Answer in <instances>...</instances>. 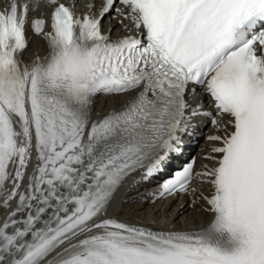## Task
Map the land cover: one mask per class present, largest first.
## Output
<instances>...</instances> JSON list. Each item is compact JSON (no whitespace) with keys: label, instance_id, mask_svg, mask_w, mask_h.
Here are the masks:
<instances>
[{"label":"snow or ice","instance_id":"6c2138e0","mask_svg":"<svg viewBox=\"0 0 264 264\" xmlns=\"http://www.w3.org/2000/svg\"><path fill=\"white\" fill-rule=\"evenodd\" d=\"M118 2L142 38L102 31L117 0L96 16L59 0L0 10V209L16 200L0 219V264H52L62 246L60 264H264V0ZM30 7L52 9L51 31L43 18L30 25L49 55L24 64ZM99 94L131 98L93 120ZM201 94L220 133L208 137L211 166L193 160L159 196L203 199L208 226L162 232L109 218L129 177L152 179L180 150Z\"/></svg>","mask_w":264,"mask_h":264},{"label":"bare ground","instance_id":"6f19581e","mask_svg":"<svg viewBox=\"0 0 264 264\" xmlns=\"http://www.w3.org/2000/svg\"><path fill=\"white\" fill-rule=\"evenodd\" d=\"M109 22L107 20L106 25ZM31 43L30 49L26 51V56L32 57L34 54H41L44 51V45L40 39L34 38ZM126 96L99 99L93 107L94 118L109 109H116L121 103L126 101ZM135 189L136 186L133 183L128 184L122 190L121 195L114 200L113 207L109 209V212L120 219L155 228L160 225L167 230L173 227L182 229L199 228L208 219L206 212L201 211L197 206L194 208L188 206L183 200L177 201L172 205L166 201L152 205L136 203L137 198L142 196L145 191Z\"/></svg>","mask_w":264,"mask_h":264}]
</instances>
